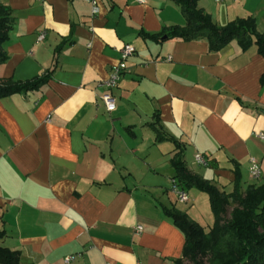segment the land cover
Listing matches in <instances>:
<instances>
[{"label":"crops","instance_id":"0c3cea01","mask_svg":"<svg viewBox=\"0 0 264 264\" xmlns=\"http://www.w3.org/2000/svg\"><path fill=\"white\" fill-rule=\"evenodd\" d=\"M1 1L14 10L1 76L25 81L53 70L39 89L0 97L1 244L22 264H176L186 239L165 208L201 225L200 212L212 208L196 187L186 202L172 190L174 140L188 168L221 190H234L236 167L243 190L259 181L251 157L264 178L257 46L243 50L234 39L212 51L205 37L153 38L186 24L174 0ZM198 4L220 26L252 16L264 34V0ZM126 43L136 52L109 111L101 83Z\"/></svg>","mask_w":264,"mask_h":264},{"label":"trees","instance_id":"16d2710c","mask_svg":"<svg viewBox=\"0 0 264 264\" xmlns=\"http://www.w3.org/2000/svg\"><path fill=\"white\" fill-rule=\"evenodd\" d=\"M174 1L180 5L186 24L165 28L162 33L151 35L153 38L159 39L163 34L182 40L205 37L212 51H218L236 39L243 50L257 46L258 53L264 57V34L258 31L254 17L238 18L220 26L199 6V0ZM13 26L14 10L0 0V67L9 57L4 45L9 40ZM67 39L65 42L71 41L70 38ZM61 47L57 49L58 52ZM52 71L25 81L4 78L0 74V97L39 89L49 80ZM260 81L264 87V72ZM156 115L159 120L158 114ZM157 122L152 123V126L157 130L159 140L165 136L156 126ZM174 142L178 149L172 158L176 169L174 181L183 189L196 187L206 192L215 215L213 227L206 231L185 211L176 207L165 208V213L182 230L186 239L182 257L174 262L176 264H264V178L261 177L259 183L249 184L243 190L241 171L236 167L234 190L231 192L221 190L212 181L193 173L188 168L184 158V146L176 140ZM4 235L5 231L0 230V264H22L18 250H12L1 244Z\"/></svg>","mask_w":264,"mask_h":264},{"label":"built area","instance_id":"2783aa9c","mask_svg":"<svg viewBox=\"0 0 264 264\" xmlns=\"http://www.w3.org/2000/svg\"><path fill=\"white\" fill-rule=\"evenodd\" d=\"M93 4H96V0H89ZM143 1V0H139ZM217 2H223L225 0H216ZM97 11V7H93V12ZM45 37V32H42L39 36V39L42 40ZM136 52V47L130 43H126L120 50V58L118 64L114 65L110 71L109 77L101 83L103 87H105V92L102 94L101 99L106 106V109L112 111L116 107V99L113 95V89L116 88L122 79V76L125 74L127 70V60ZM256 136L264 140V131L256 132ZM196 161L201 164L208 166L210 164L209 159L203 155L202 153H197ZM250 171L252 176L255 179H260L262 177V169L259 160L255 157L250 158ZM172 190L177 194L178 200L181 202L188 201V191L186 189L181 188L176 184L174 179L171 183ZM138 230L141 231L143 229L142 225H138ZM75 258V255H70L66 257V262H69ZM104 264H112L109 261H106Z\"/></svg>","mask_w":264,"mask_h":264},{"label":"rangeland","instance_id":"374dc122","mask_svg":"<svg viewBox=\"0 0 264 264\" xmlns=\"http://www.w3.org/2000/svg\"><path fill=\"white\" fill-rule=\"evenodd\" d=\"M260 181L261 180H259L257 183H259ZM205 213H206L205 216L203 215L202 212H200L199 215H200V217H202V219L204 221L202 226L204 227V229L206 231H209L213 227V225L215 223V215H214L212 210L211 211L208 210Z\"/></svg>","mask_w":264,"mask_h":264}]
</instances>
